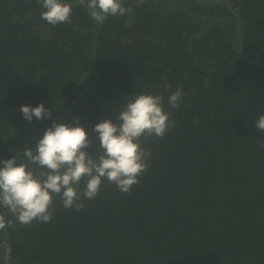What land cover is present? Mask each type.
<instances>
[{"label":"trees","instance_id":"obj_1","mask_svg":"<svg viewBox=\"0 0 264 264\" xmlns=\"http://www.w3.org/2000/svg\"><path fill=\"white\" fill-rule=\"evenodd\" d=\"M62 2L71 23L53 26L41 0H0V160L23 162L52 123L21 106L91 133L151 94L173 123L142 139L129 193L105 179L81 210L55 196L51 221L27 225L0 206V264H264V0H122L130 11L102 23Z\"/></svg>","mask_w":264,"mask_h":264},{"label":"clouds","instance_id":"obj_2","mask_svg":"<svg viewBox=\"0 0 264 264\" xmlns=\"http://www.w3.org/2000/svg\"><path fill=\"white\" fill-rule=\"evenodd\" d=\"M41 4L44 21L53 26L71 23L69 4L62 0H41ZM79 4L86 6L98 23L130 11L122 0H79ZM182 95V88H177L168 103L177 107ZM125 99L115 121L105 118L93 126L91 133L76 116L56 122L43 103L21 106L19 111L27 122L32 123L35 118L52 123L34 146L21 151L23 162L14 155L0 160V206L7 208L15 221L27 225L34 219L51 221L55 196L60 197L66 210H81L85 207L83 200L94 199L105 179L120 192L129 193L149 166L151 153L142 146V139L163 138L173 122L164 112L159 95L133 93ZM255 129L264 132V115L256 120ZM258 146L264 148V139ZM12 223L0 215V229Z\"/></svg>","mask_w":264,"mask_h":264}]
</instances>
